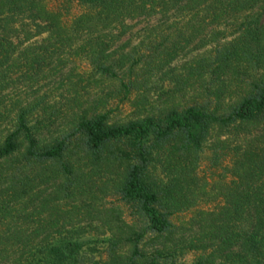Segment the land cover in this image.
Segmentation results:
<instances>
[{
  "label": "trees",
  "instance_id": "16d2710c",
  "mask_svg": "<svg viewBox=\"0 0 264 264\" xmlns=\"http://www.w3.org/2000/svg\"><path fill=\"white\" fill-rule=\"evenodd\" d=\"M75 61L125 97L150 77L189 78L141 118L83 109L51 134L62 113L36 90ZM204 147L210 167L230 162L221 207L176 227L210 196ZM94 178L136 218L98 252L75 231L94 218L79 204ZM0 264H264V0H0Z\"/></svg>",
  "mask_w": 264,
  "mask_h": 264
},
{
  "label": "rangeland",
  "instance_id": "374dc122",
  "mask_svg": "<svg viewBox=\"0 0 264 264\" xmlns=\"http://www.w3.org/2000/svg\"><path fill=\"white\" fill-rule=\"evenodd\" d=\"M136 27L129 39L134 44L140 40L142 33ZM194 54H189L184 58L179 59L175 64L178 69L180 65L187 61ZM73 77H54L45 86L36 90V93H45L49 99L47 104L62 113L59 120L51 127L50 133L56 134L59 131L67 128L71 122L72 116L80 110L89 109L90 111L105 112L109 120L116 123H126L128 121L141 118L149 113L150 106L159 107L164 100L166 90L172 89L178 80L189 77H150L147 88L142 93L145 95L142 100L138 95L142 91H131L127 97L124 91L120 88L116 81H98L97 77L88 78L87 68L83 62H76L73 66ZM177 70V75H182L183 71ZM94 79V80H93ZM125 82V80H124ZM194 90L183 91L179 93L178 101L180 105L187 103V99L194 97ZM183 97V98H182ZM189 101V100H188ZM157 105V106H156ZM163 105V104H162ZM61 119V120H60ZM204 158L199 162L197 175L203 177L206 182L205 191L210 192L208 198L200 199L187 212L175 215L171 222L176 227H187L188 221L194 217L195 212H216L221 207V201L217 197L216 185L220 182L224 184L229 177L221 171L222 168L229 167L228 158L223 159L218 167H210L206 160L209 156L208 148L204 147ZM224 174L223 177L218 176ZM113 178V177H112ZM104 178L96 181L94 178L91 182V190L89 194L82 197L79 204L84 206L87 211L91 212L92 220H85L79 224L75 231L79 235L80 241L89 243L88 246H94L95 252L102 251L105 246V241L112 239L110 232H114L115 227L120 224L127 226H136V218L132 215L131 210L119 201L115 195L113 185L114 181H106ZM102 181V182H101ZM104 182V183H103ZM103 183V185H102ZM198 219V218H197ZM114 234V233H113ZM180 238L190 239V232H179ZM187 243V242H184ZM199 242H195L194 247H197ZM187 247V245H186ZM200 253L199 250L189 249L188 251L178 252L177 259L181 262L189 263Z\"/></svg>",
  "mask_w": 264,
  "mask_h": 264
}]
</instances>
